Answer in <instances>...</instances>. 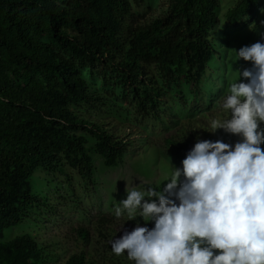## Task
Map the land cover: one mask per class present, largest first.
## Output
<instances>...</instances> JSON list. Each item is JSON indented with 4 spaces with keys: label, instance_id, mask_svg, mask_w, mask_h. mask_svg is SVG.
<instances>
[{
    "label": "trees",
    "instance_id": "obj_1",
    "mask_svg": "<svg viewBox=\"0 0 264 264\" xmlns=\"http://www.w3.org/2000/svg\"><path fill=\"white\" fill-rule=\"evenodd\" d=\"M259 2L237 0L226 22H243ZM218 5L219 0H165L162 14L136 21L129 0H0V264H49L58 258L30 233L4 240L5 231L31 220L33 209L48 207L32 194L30 179L37 169L52 175L71 169L91 182L86 135L95 140L93 151L108 168L128 152L129 141L90 118L106 102L83 70L105 66L116 74L137 114L174 125L166 105L169 91L184 102L183 82L198 95L216 55L209 36L219 23ZM262 21L264 15L252 31L264 39ZM240 139L226 132L214 136L203 122L191 121L174 128L164 143L182 162L198 140L234 145ZM96 225L99 238L116 235L107 218ZM73 233L81 242L92 240L82 226ZM111 254L81 251L61 264H129Z\"/></svg>",
    "mask_w": 264,
    "mask_h": 264
},
{
    "label": "rangeland",
    "instance_id": "obj_2",
    "mask_svg": "<svg viewBox=\"0 0 264 264\" xmlns=\"http://www.w3.org/2000/svg\"><path fill=\"white\" fill-rule=\"evenodd\" d=\"M135 1L129 0L136 21L154 18L165 11V0H144L139 5ZM236 1L219 0L216 10L219 23L209 36L216 55L206 66L198 97L183 82L180 86L184 102L173 91H169L166 105L174 125L168 122L161 124L137 114L126 89L117 84L116 74L105 66L97 65L83 70L84 78L94 91L104 96L106 102L101 113L90 118L104 122L109 130L129 141L128 152L120 164L108 168L93 151L95 140L86 135L94 168L91 182L79 177L71 169L65 170L66 174L55 175L37 169L30 179L32 194L45 199L48 207L33 209L31 220L5 231V241L30 233L47 248L49 254L58 255L56 261L49 264H61L68 256L81 251H111L110 241L119 238L125 231L130 232L138 224L149 229L154 227V222L146 223L139 212L135 219L129 220L126 213L117 217L115 210L120 207L119 201L126 199V192L131 187H162L168 182L172 167H182V162L170 154L164 143L174 128L195 121L203 122L214 136L225 132L223 129L212 131L214 120L226 119L230 115L229 110L222 107L229 85L237 79V72L245 69L255 71L252 62L237 59L235 51L256 42L264 43L259 33L252 31L254 22L264 15V0H260L254 14L231 26L226 22L225 14ZM103 72L107 73L106 79ZM237 82L248 81L240 76ZM180 180H183L182 176ZM102 218L112 222L110 228L116 234H112L108 241L96 234L97 221ZM80 226L90 231V243L81 242L74 235L73 230ZM111 255L123 262L135 264L126 253L116 256L112 252Z\"/></svg>",
    "mask_w": 264,
    "mask_h": 264
},
{
    "label": "clouds",
    "instance_id": "obj_3",
    "mask_svg": "<svg viewBox=\"0 0 264 264\" xmlns=\"http://www.w3.org/2000/svg\"><path fill=\"white\" fill-rule=\"evenodd\" d=\"M235 52L255 71L237 72L223 98L230 115L214 120L212 132L241 139L198 140L159 190L131 187L116 216L139 212L154 227L138 224L112 239L116 256L135 264H264V43Z\"/></svg>",
    "mask_w": 264,
    "mask_h": 264
}]
</instances>
